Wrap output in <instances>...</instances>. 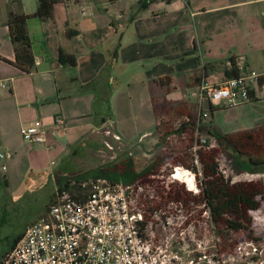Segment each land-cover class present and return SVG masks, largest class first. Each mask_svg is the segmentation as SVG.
<instances>
[{
  "label": "crops",
  "instance_id": "0c3cea01",
  "mask_svg": "<svg viewBox=\"0 0 264 264\" xmlns=\"http://www.w3.org/2000/svg\"><path fill=\"white\" fill-rule=\"evenodd\" d=\"M15 1L0 0V81L11 80L7 89L0 88L4 187L9 181H27V190H38L56 181L58 189L65 181L97 179L102 167L80 172L72 164L109 141L106 126L111 119L119 132L114 134L120 137L114 139L115 145H122L128 163L127 157L133 159L130 156L145 146L141 139L149 138V144L157 140L161 121L195 117L201 84L223 83L233 60L241 75L264 73V0L157 1L147 9L137 0H63L53 6L51 20L27 21L34 58L29 73L14 64L5 24L9 11L18 8ZM18 9L30 15L36 0H21ZM61 52L74 56L76 66L63 65ZM263 96L264 77L255 83L249 103ZM202 108L210 115L203 130L209 139L219 143L213 132L237 135L215 123L225 108L211 110L206 102ZM57 116L65 120L64 127L54 124ZM35 120L48 131L46 145H30L21 138V128ZM134 139L138 144L130 148ZM61 155L63 165L48 170V165L57 166L53 159ZM128 164L131 167L104 177L136 181L153 163L141 171ZM44 214L26 224L0 263L25 228Z\"/></svg>",
  "mask_w": 264,
  "mask_h": 264
},
{
  "label": "built area",
  "instance_id": "2783aa9c",
  "mask_svg": "<svg viewBox=\"0 0 264 264\" xmlns=\"http://www.w3.org/2000/svg\"><path fill=\"white\" fill-rule=\"evenodd\" d=\"M263 77L264 73L250 71L218 85L204 81L198 91V114L182 115L174 122L172 130L163 136L164 149L196 158L202 152L208 153L213 146L203 130L210 115L202 105L206 102L216 109L245 105L252 101L254 85ZM10 83L11 80L0 81V88L7 89ZM54 124L66 125L60 116L54 118ZM47 134L39 120L20 130L22 140L30 145H46ZM114 139L120 141L117 135ZM179 143L186 144L182 150H177ZM194 163L198 166V158ZM173 166L172 178L177 169L185 168L182 164ZM77 186L76 193L63 190L58 194L56 203L25 228L0 264H224L207 254L200 257V262L191 263L175 250L176 235L185 244V235L194 233L196 227L188 223L179 234H171L174 221H166L159 210L151 209L160 200L152 185L141 181L112 183L99 178L82 181ZM204 207L207 209L201 216L213 225L211 211L206 203ZM238 249L242 256L258 257L253 264H264L263 254L252 240L242 239Z\"/></svg>",
  "mask_w": 264,
  "mask_h": 264
},
{
  "label": "rangeland",
  "instance_id": "374dc122",
  "mask_svg": "<svg viewBox=\"0 0 264 264\" xmlns=\"http://www.w3.org/2000/svg\"><path fill=\"white\" fill-rule=\"evenodd\" d=\"M134 4L137 5L136 2ZM260 100L259 102L253 101L234 109L219 111L218 116L215 118V123L220 125L227 134H238L243 131L264 128V96ZM178 119L179 116H173L161 121L156 133V142L153 141L149 144V138L141 139L145 143V146L140 148L141 152L133 153L134 156H130L133 159L129 158V160L127 157L126 161L134 163L135 166H133H137L140 171L148 167L150 163H153L151 165L152 168L147 170L146 175H142L136 181H131V183L139 180L155 188L160 200L156 201L154 206L151 205V209L154 207V210H159L160 215L166 221L168 219L169 221H174L171 225V229H173L170 231L171 234L174 232L179 234L181 227H187L188 223L195 225L194 233H187L185 235L187 240L185 244L178 238L180 235H176L177 239L175 238L179 242H174L175 250L186 261L198 263L200 262V257L207 254L216 260L223 261L224 264L256 263L258 257L241 255L238 243L242 239L252 240L263 254L261 260L264 261V197L258 196L256 198L260 203L258 210H249L244 215V223L249 228L238 232L225 230V226H217L214 223L211 225L210 222H206V219L201 216L207 209L204 207L205 202L203 201L201 190L202 184L206 180L205 163L216 164L218 171L231 184L255 185L261 188L263 192L264 166L256 172L248 170V167L251 165L248 162H244L246 158L238 154L230 156L228 154L230 151L227 147L224 148L214 139H209L205 133V137H207L209 144L213 148L208 153L202 152L197 155L199 160L198 166L194 163L197 159L194 155L181 156L178 152L165 150L162 143L163 136L172 130V125ZM115 124V119H111L110 124L106 126V129L109 131L106 138L110 143L104 140L107 143L103 142L92 153H89L87 156L85 154L86 157L84 156V158H80V162H76L77 166L72 164L75 169L74 171L76 169L80 172L86 170L93 171L96 167L99 169L103 168V171L99 170L97 179L101 178L111 181V179L104 176L125 169V164L128 165V163L123 160V157H125L123 147L121 144L115 145L114 142V133L119 134ZM123 142H125V139H123ZM107 144L113 149H110ZM137 144L138 139L129 141L130 148H136ZM185 145V143H179L177 150H182ZM248 150L250 151L251 149ZM64 157V155H61L53 159L54 163H57V166L52 167L48 165V170L61 167ZM135 158L137 160H134ZM169 164L171 166H167ZM181 164L187 170L191 167L190 172H187L190 173L191 178L187 182H185L186 178H183L186 173L182 175L180 180H175L178 177V171L173 178L171 176L174 173L173 165L180 166ZM193 167L194 171L192 170ZM104 169H106V172ZM247 175L252 180H249ZM77 183H80V181H65L57 189L58 185L56 181H48L38 190H35L36 187H29L27 190V181H9L8 187H4L1 184L0 257L8 250L13 239L23 231L27 223L37 216L44 214L45 206L48 202L46 209L56 203L58 194L61 191L78 192ZM250 211H254V214H250ZM227 217L235 218L234 215H228ZM164 232L166 233L163 230Z\"/></svg>",
  "mask_w": 264,
  "mask_h": 264
},
{
  "label": "trees",
  "instance_id": "16d2710c",
  "mask_svg": "<svg viewBox=\"0 0 264 264\" xmlns=\"http://www.w3.org/2000/svg\"><path fill=\"white\" fill-rule=\"evenodd\" d=\"M62 1L63 0H36V10L30 15L24 14L18 9L21 7V0H16L14 2L18 8L16 11H9L5 24L8 27L9 38L15 52L14 64L21 71L29 73L34 64L30 38L27 31V21L31 18H37L42 21L51 20L53 18V6ZM140 1L142 2V8L147 9L151 4L157 1L170 2L171 0ZM60 60L65 66L75 67L77 64V60L74 56L65 55L63 52H61ZM225 74L228 78L239 77L241 75V71L236 66L234 60L232 61V67L226 69ZM212 109L214 110V108L211 107V110ZM212 135L217 138L221 146L224 148L227 147L230 151L228 152L230 156L238 154L246 158L244 162H248L251 165L248 167V170L256 172L264 166V128L245 131L237 135H219L214 132ZM248 149L251 150L249 151ZM127 167H131V164H125V168ZM204 170L206 173V180L202 184V197L206 206L211 211L212 222L217 226H225V230L233 232L249 228L248 225L244 223V215L249 210H258L260 208V203L256 198L258 196L264 197L263 190L255 185L231 184L230 181L226 180L221 175L216 164L205 163ZM104 171L106 172V169H104ZM177 171L178 177L176 180H180L185 173L183 177L184 179L186 178L185 182L190 180L191 176L190 173H187L189 172L188 170L179 168ZM111 182L122 184L131 183V181ZM191 183L193 185V181ZM228 215H234L235 218H228ZM21 236L16 239V242Z\"/></svg>",
  "mask_w": 264,
  "mask_h": 264
}]
</instances>
